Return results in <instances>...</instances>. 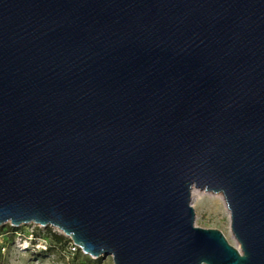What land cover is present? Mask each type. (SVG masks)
<instances>
[{"label":"water","instance_id":"obj_1","mask_svg":"<svg viewBox=\"0 0 264 264\" xmlns=\"http://www.w3.org/2000/svg\"><path fill=\"white\" fill-rule=\"evenodd\" d=\"M8 224L114 264H264V0H0Z\"/></svg>","mask_w":264,"mask_h":264},{"label":"rangeland","instance_id":"obj_2","mask_svg":"<svg viewBox=\"0 0 264 264\" xmlns=\"http://www.w3.org/2000/svg\"><path fill=\"white\" fill-rule=\"evenodd\" d=\"M192 207L196 213V227L220 231L232 246L240 249L232 231L231 213L221 195L194 189ZM50 232L52 236H61L71 241L51 227L32 225L12 229L8 224L0 228V264H74L76 252L72 251V246L69 243L61 245L54 242L49 236ZM45 247L48 251H45ZM87 257L82 252L78 264H114L112 257H89L91 261Z\"/></svg>","mask_w":264,"mask_h":264},{"label":"trees","instance_id":"obj_3","mask_svg":"<svg viewBox=\"0 0 264 264\" xmlns=\"http://www.w3.org/2000/svg\"><path fill=\"white\" fill-rule=\"evenodd\" d=\"M49 236L52 237L53 240H54V242H56V243H58V244H61V245H67L68 243H69V245L72 244V241H70V240H66L64 237H61V236H52L51 232H50ZM81 254H82L81 250H78V251L76 252V254H75L76 256H75V258H74V264H78L79 259H80V257H81ZM86 259H87L88 261H91L89 257H87Z\"/></svg>","mask_w":264,"mask_h":264},{"label":"built area","instance_id":"obj_4","mask_svg":"<svg viewBox=\"0 0 264 264\" xmlns=\"http://www.w3.org/2000/svg\"><path fill=\"white\" fill-rule=\"evenodd\" d=\"M30 226H32V225H30ZM35 226H36V225H35ZM41 228H42V227H41ZM12 229H15V228L12 227ZM33 235H34V233L32 234V236H33ZM71 246H72L71 249H72L73 252H77L78 250H80L77 246L74 245L73 242H72ZM45 251H48V249H47L46 247H45Z\"/></svg>","mask_w":264,"mask_h":264},{"label":"bare ground","instance_id":"obj_5","mask_svg":"<svg viewBox=\"0 0 264 264\" xmlns=\"http://www.w3.org/2000/svg\"><path fill=\"white\" fill-rule=\"evenodd\" d=\"M222 196V198H223V200H225V198H224V196L223 195H221ZM55 229H57V228H55ZM58 231H60L59 229H57ZM61 232V231H60ZM61 233H63V232H61ZM64 234V233H63Z\"/></svg>","mask_w":264,"mask_h":264}]
</instances>
